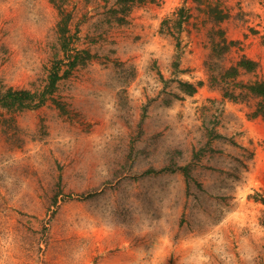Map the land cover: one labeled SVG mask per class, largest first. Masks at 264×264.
Listing matches in <instances>:
<instances>
[{
  "label": "rangeland",
  "instance_id": "rangeland-1",
  "mask_svg": "<svg viewBox=\"0 0 264 264\" xmlns=\"http://www.w3.org/2000/svg\"><path fill=\"white\" fill-rule=\"evenodd\" d=\"M256 7L145 0L119 23L115 0H0V87L42 89L64 43L90 53L57 84L64 111L0 108V264H264L260 99L221 77L247 57L235 82L264 80Z\"/></svg>",
  "mask_w": 264,
  "mask_h": 264
},
{
  "label": "trees",
  "instance_id": "trees-1",
  "mask_svg": "<svg viewBox=\"0 0 264 264\" xmlns=\"http://www.w3.org/2000/svg\"><path fill=\"white\" fill-rule=\"evenodd\" d=\"M145 0H115V3L119 9L112 8L111 13L113 17L119 23L124 22V18L118 16L120 12H126L129 7L134 3L144 2ZM67 20L64 21L66 24ZM178 25H180V20L177 21ZM66 28V26H65ZM65 28L62 32V35L65 34ZM62 36V38H63ZM63 44V43H62ZM221 44L223 49H220L218 55L226 52L231 45L234 44L233 41H226L225 38H221ZM218 45V44H217ZM212 49V54L216 51ZM63 53L65 56L68 57L67 63H65V68L61 69L60 64L63 61H55L49 71L47 81L45 85L40 90H31L29 88H21L15 89L12 87L2 88L0 87V108L6 109L8 111H20L26 109H37L44 105L48 100L52 101L55 106L64 111L65 108L63 104L58 102L55 98V92L57 88L58 82L63 79L67 78L71 73L72 69L75 68L78 64L86 60L90 57V53L88 51H79L76 50L72 52L71 50L67 49L66 44H63ZM86 58V59H85ZM257 68V63L247 57H241L234 66H231L222 71L221 77L223 79L231 78L235 84H238L239 87L243 88L247 93L253 95L256 98H259L260 101L258 103V107L254 113V115L264 117V80H255L253 82L243 83L241 81H236L235 79L240 71H244L246 73H250L255 71ZM180 89L185 92L187 95H193L197 88L202 85V81L197 82V84H192L188 82H178ZM225 98H236L233 93H228L225 91L224 95ZM183 170V174L186 179L189 178V169L187 166L181 167ZM260 201L264 204V199H260Z\"/></svg>",
  "mask_w": 264,
  "mask_h": 264
},
{
  "label": "crops",
  "instance_id": "crops-1",
  "mask_svg": "<svg viewBox=\"0 0 264 264\" xmlns=\"http://www.w3.org/2000/svg\"><path fill=\"white\" fill-rule=\"evenodd\" d=\"M255 1V3H254ZM253 4L254 6H257L256 9L258 10L259 5L261 6L264 5V0H249V4ZM255 9V10H256ZM259 13H261V10H258ZM255 20L260 21V18H257L255 15ZM253 17V18H254ZM246 47L249 49H252V46H249L246 44ZM259 49L264 51V45H260ZM136 251V250H135ZM136 253L132 250H127L125 251L124 249H117L112 253L102 255L101 257L95 259L94 264H141L142 261L140 260L141 254L137 255Z\"/></svg>",
  "mask_w": 264,
  "mask_h": 264
}]
</instances>
